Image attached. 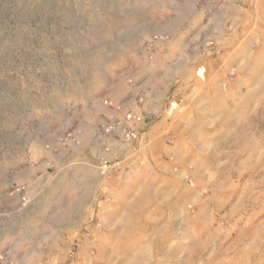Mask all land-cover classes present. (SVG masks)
Masks as SVG:
<instances>
[{
	"label": "rangeland",
	"instance_id": "374dc122",
	"mask_svg": "<svg viewBox=\"0 0 264 264\" xmlns=\"http://www.w3.org/2000/svg\"><path fill=\"white\" fill-rule=\"evenodd\" d=\"M0 264H264V0H0Z\"/></svg>",
	"mask_w": 264,
	"mask_h": 264
},
{
	"label": "built area",
	"instance_id": "2783aa9c",
	"mask_svg": "<svg viewBox=\"0 0 264 264\" xmlns=\"http://www.w3.org/2000/svg\"><path fill=\"white\" fill-rule=\"evenodd\" d=\"M106 103V102H105ZM142 117L136 115L133 112H126L123 114L122 118L109 119L100 128V133L102 135H119L124 141L133 142L139 137V133L136 129V125L142 122ZM102 166L106 168L109 167L107 161H102Z\"/></svg>",
	"mask_w": 264,
	"mask_h": 264
},
{
	"label": "crops",
	"instance_id": "0c3cea01",
	"mask_svg": "<svg viewBox=\"0 0 264 264\" xmlns=\"http://www.w3.org/2000/svg\"><path fill=\"white\" fill-rule=\"evenodd\" d=\"M106 108H108V110H109V112L107 113L109 115H107L104 122L99 127H97L98 134L100 135V137L103 136L100 133V128L102 127V125H104L109 119H113V118L120 119V118H122V116H115L113 114V111L110 109V107L106 106ZM135 114L141 116L143 119L141 123L136 125V129H137L139 136L141 138L142 135L144 134V133H142V131H144V128L146 126V120H145V117L141 113L135 112ZM110 145L114 148L119 147V150H122V151L125 150V145L123 143L112 142V143H110ZM87 167H88V164L86 162H82V164L79 166V170H78L77 174L83 173L84 174L83 176L87 179L88 178L87 176L91 175L95 171L94 169H91V172H90L87 170ZM84 177H81L82 180H85ZM90 194H91V192L88 189V187H84V188H82V190H80L79 194L76 196V198L74 200V205L81 209V211L79 212L80 217L84 214V209H86V207L90 203V200H91Z\"/></svg>",
	"mask_w": 264,
	"mask_h": 264
},
{
	"label": "bare ground",
	"instance_id": "6f19581e",
	"mask_svg": "<svg viewBox=\"0 0 264 264\" xmlns=\"http://www.w3.org/2000/svg\"><path fill=\"white\" fill-rule=\"evenodd\" d=\"M104 105H106V103L104 102ZM121 137V136H120ZM105 167L104 166H101V167H99V170H104V172L106 171V169H104Z\"/></svg>",
	"mask_w": 264,
	"mask_h": 264
}]
</instances>
